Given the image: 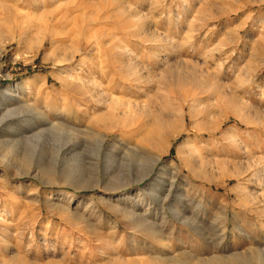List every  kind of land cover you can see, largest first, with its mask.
I'll list each match as a JSON object with an SVG mask.
<instances>
[{
    "label": "rangeland",
    "instance_id": "obj_1",
    "mask_svg": "<svg viewBox=\"0 0 264 264\" xmlns=\"http://www.w3.org/2000/svg\"><path fill=\"white\" fill-rule=\"evenodd\" d=\"M25 1L0 0V264H264V0ZM102 92L130 109L98 128Z\"/></svg>",
    "mask_w": 264,
    "mask_h": 264
},
{
    "label": "bare ground",
    "instance_id": "obj_2",
    "mask_svg": "<svg viewBox=\"0 0 264 264\" xmlns=\"http://www.w3.org/2000/svg\"><path fill=\"white\" fill-rule=\"evenodd\" d=\"M23 1H25V0H23ZM25 2H27V0L25 1ZM24 2V3H25ZM31 2V1H30ZM44 2H47L46 0L44 1ZM23 3V2H22ZM23 3V4H24ZM49 3V2H48ZM48 3H45V5L46 4H48ZM26 4V3H25ZM29 4V3H28ZM27 4V5H28ZM36 4V3H35ZM42 4V3H41ZM40 4V5H41ZM128 4L129 3H127L126 5L128 6ZM43 5H44V3H43ZM5 6V5H4ZM35 6V5H34ZM36 6H37V9L39 8L38 7V5L36 4ZM49 6V5H48ZM7 7H9L8 5H7ZM6 7V8H7ZM43 7V6H42ZM46 7V6H45ZM45 7H44V9H45ZM35 8L36 7H34V10H35ZM2 9V8H1ZM42 9V8H41ZM44 9H42V10H44ZM139 10V9H138ZM28 12V11H27ZM36 12H37V10H36ZM43 12V11H42ZM130 12V11H129ZM136 12V11H135ZM143 12V11H142ZM30 13V12H29ZM9 15V14H8ZM133 15V14H132ZM205 15V14H204ZM15 17V16H14ZM60 22V21H59ZM62 22V21H61ZM77 22V21H76ZM58 24V23H57ZM27 25V24H26ZM32 25V24H31ZM44 26H45V24H44ZM18 27V26H17ZM23 29V28H22ZM25 29V28H24ZM1 32V31H0ZM22 34V33H21ZM43 35V34H42ZM45 35V34H44ZM47 36V35H46ZM1 37V36H0ZM10 38V37H9ZM39 38H40V36H39ZM16 39V38H15ZM4 40V39H3ZM11 40V39H10ZM13 40V39H12ZM5 41V40H4ZM44 41H45V37L43 36L41 39H40V44L42 45L43 43H44ZM39 42V41H38ZM39 46V45H38ZM127 47V46H126ZM2 47H0V60H1V58H2ZM123 49H125V48H123ZM105 55V54H104ZM103 55V56H104ZM110 55V54H109ZM100 58V57H99ZM103 58V57H102ZM136 59V58H135ZM101 60V59H100ZM99 60V61H100ZM137 60V59H136ZM124 61V60H123ZM129 63V62H128ZM134 63V62H133ZM183 63V62H182ZM122 64V63H121ZM139 64V63H138ZM139 66V65H138ZM137 66V67H138ZM191 66V65H190ZM92 67V66H91ZM126 67V66H125ZM93 69V68H92ZM129 69V68H128ZM135 72V71H134ZM105 75V74H104ZM128 75V74H127ZM2 76V75H1ZM139 76V75H138ZM137 76V77H138ZM76 77V76H75ZM100 77H101V75H100ZM104 77H106V76H104ZM141 77V76H140ZM173 77V76H172ZM118 77H116V79H117ZM143 78V77H142ZM76 79H77V77H76ZM104 79V78H103ZM109 79V78H108ZM83 80V79H82ZM119 80V79H118ZM141 80V79H140ZM102 81V80H101ZM109 81V80H108ZM107 81V82H108ZM114 81H115V79H114ZM87 82V81H86ZM110 82V81H109ZM123 83V82H122ZM85 84V83H84ZM104 85H106V83L104 84ZM108 85V84H107ZM92 86V85H91ZM103 88H105V86L103 87ZM88 89V88H87ZM90 89V88H89ZM88 89V90H89ZM104 90H106V89H104ZM103 90V91H104ZM113 90V89H112ZM102 91V90H101ZM108 91V90H107ZM7 93H8V95L11 93L10 91H8L7 90ZM96 95V94H95ZM98 102L100 103V104H103V106L104 105H106L105 107H109L110 109H111V111H113L114 110V112L112 113V114H110V112H109V115L107 114V113H105L104 114V112H103V115H101V116H99V118H95L96 120H97V123H99V122H103V124H101V123H99V127L98 128H100L102 125L104 126V122L107 120V119H110V117H111V119H112V117H118V112H115L116 110H118V109H122V108H124V107H126L127 108V111L130 109V107H129V105L130 104H128V102H124V101H121V100H118V99H115L114 98V96H113V94L112 93H108V92H102V93H98V95H97V104H98ZM96 104V105H97ZM94 105V104H93ZM107 109V108H106ZM123 110V109H122ZM6 111V110H5ZM108 111V110H107ZM126 110H124L123 111V113H126L127 112ZM16 112V111H15ZM14 112V110L12 109V110H7V112H3V114L1 115V118H0V122H4V121H7V120H9L10 118H12L13 116H15L16 115V113ZM102 114V113H101ZM122 115V114H121ZM93 116V115H92ZM115 119V118H114ZM95 120V121H96ZM113 120V119H112ZM40 121V120H39ZM44 121V120H43ZM94 121V122H95ZM111 121V120H110ZM34 122V121H33ZM37 122V121H36ZM90 122V121H89ZM107 122H108V120H107ZM41 123V122H40ZM49 124V123H48ZM90 124H91V122H90ZM90 124H88L87 125V130H84V131H82L83 132V134L84 135H86V137L87 136H90L91 138H93L97 143V155L98 154H100V152H101V150H102V148H103V144H104V141H105V139H106V135L105 134H102L101 132H98L97 130H96V127H95V125H93V123L90 125ZM112 124V123H111ZM114 124V123H113ZM51 128H49V131H54V134L55 135H65V134H71V132H74V133H80L81 131L80 130H76L74 127H69V126H67L68 124L64 121V120H59V123H57V124H55V123H51ZM108 125V124H107ZM118 126V125H117ZM49 127H50V125H49ZM120 127V126H119ZM85 128H86V126H85ZM103 128V127H102ZM51 129V130H50ZM115 129V128H114ZM118 129V128H117ZM48 130V129H47ZM46 131V130H45ZM76 131V132H75ZM44 132V131H43ZM39 134V133H38ZM168 135V134H167ZM230 135V137H232L231 135L232 134H229ZM169 136V135H168ZM165 137V136H164ZM33 142V141H32ZM31 142V143H32ZM93 143V142H92ZM114 143V142H113ZM1 144V143H0ZM113 145V144H112ZM181 146V145H180ZM179 146V147H180ZM186 146V145H185ZM158 147V146H157ZM190 146H188V148H189ZM12 148V147H11ZM164 148V147H163ZM162 148V149H163ZM187 148V147H186ZM13 149V148H12ZM12 149H11V153H12V155H11V157L13 156V155H15V153H14V149H13V151H12ZM180 149H181V147L180 148H178V150H179V152H180ZM191 149V148H190ZM189 149V150H190ZM9 150V149H8ZM129 152H131V153H137V154H139V153H143V154H145L146 152H147V149L146 148H144V147H142V146H139V145H135V152L133 151V149H130V148H128L127 149ZM162 151V150H161ZM160 151V152H161ZM178 152V151H177ZM184 152V151H183ZM8 153V152H7ZM11 153H9V154H11ZM149 153V152H148ZM182 153V152H181ZM4 154L5 153H3V154H0L1 156H2V158L4 157ZM142 154V158H143V160L144 161H146V163H148L149 162V172H147V173H145L144 175H142V178H140V179H137V180H135L136 182H139V181H141L142 179H144V178H146L149 174H150V172L155 168V166H156V164L159 162V160H160V156H158L157 155V153H155V154H153V153H151V155H149V156H145V155H143ZM7 155V154H6ZM141 155V154H140ZM177 155V154H176ZM180 155V154H179ZM179 155H177V156H179ZM10 156V155H9ZM144 156V157H143ZM10 157V158H11ZM183 157V156H182ZM10 158H7L6 159V161H8ZM148 161V162H147ZM12 163V162H11ZM8 165V164H7ZM147 165V166H148ZM248 168V167H247ZM161 170L162 171H170V170H173L172 169V167L170 166V165H168V164H164L163 165V167L161 168ZM130 180V179H129ZM127 181V180H126ZM128 183H130V182H128ZM124 185H126L125 183H123L122 185H120V186H117L116 188H119V187H121V186H124ZM115 188V187H114ZM137 221V220H136ZM143 221V220H142ZM148 224V223H147ZM140 225V224H139ZM142 225V224H141ZM144 228V227H143ZM156 231V230H155ZM238 254V253H237ZM230 257V256H229ZM191 258V257H190ZM244 259H246V258H244ZM257 259V258H256ZM164 260L166 261V262H169L170 264H174V263H176V264H228V262H227V258L225 257V256H222V255H218V254H215V255H212L210 258H208V259H198V262H194V261H191V259H188V254L187 253H182V254H171V253H166V255L164 256ZM204 260H206V261H204ZM249 262V261H248Z\"/></svg>",
    "mask_w": 264,
    "mask_h": 264
}]
</instances>
